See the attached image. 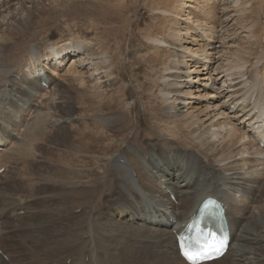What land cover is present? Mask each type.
<instances>
[{
    "label": "rangeland",
    "instance_id": "1",
    "mask_svg": "<svg viewBox=\"0 0 264 264\" xmlns=\"http://www.w3.org/2000/svg\"><path fill=\"white\" fill-rule=\"evenodd\" d=\"M8 1L9 9L4 5L0 21L10 15L9 11L10 13L13 11L15 17L6 18L3 25L5 28L0 26V35L4 39L20 40L18 49L9 51L14 58H20L32 66L28 54L30 48L35 49L36 53H34L38 56L43 55L51 44L61 45L71 42L76 49L74 52L79 56L75 62L79 64L73 62L76 65L69 68L71 70L67 72L68 75L66 68L70 60H65L57 70L44 69L48 72L47 76L53 78L54 85L51 86V91L54 93L52 92L51 99L43 109L39 111L32 109L27 122L24 123L35 125L32 131L34 141L33 136L29 135L30 140L33 141L30 150L32 152L24 157L27 148L22 144L15 146L12 155L15 159L10 158L11 168L0 178V202L4 201L0 208L4 210V203L9 199V187L14 189L16 196L13 197L18 202L16 204L18 206L12 205L17 208L14 210L15 215L9 214L5 217L4 211L0 215L3 229L2 237L0 236V251L10 258L11 264H70L71 261L73 263L75 261V264H88L91 262L89 254L92 251L88 248L89 245H93L94 250L99 249L97 252H101L100 263L111 252L115 256L116 264H131L124 263L123 256H119L116 260L118 250L124 246L114 242V236L121 234L125 229L126 231L131 229L121 224V220L119 221V218L126 219V214L117 216L119 206L115 208L112 205L115 201L112 198L118 196L119 192L117 182L126 183L128 189L125 187L121 189L123 195H126L123 201L127 202L130 200L129 192H134L129 177L132 174V178L137 182L141 175L136 166L139 165L138 161L145 160L154 179H164V175L168 174L167 171L160 168L159 170L163 171L160 175L161 172H156L153 166L161 164V160L165 159L177 166L186 150L183 147L190 146L187 141L190 138L182 136V132L177 133L179 135L177 137L173 128L167 132L163 127L166 125L162 113L164 95L170 91L169 96L175 97L176 91L181 89L177 86L181 83L177 74L186 71L182 66L184 62L181 61L185 60L186 66L190 64L187 69L191 71L190 76L182 75L189 77L183 79L189 86L185 87L190 88L194 93L187 99V102L191 100L192 104L186 107L194 106L192 112L198 113L197 115H201L210 107L212 100L207 96L211 97L215 92H224L216 103L226 104L224 102L226 96L231 95L233 88H227L229 81L224 79L229 72L240 73L239 67L236 70L230 69L238 56L228 53V44L225 42L246 47L248 45L246 35H248L252 39V44L246 48L244 57L250 56L247 59L255 62L250 70L251 77L256 78L261 75L264 68V0H221L212 6L216 13L222 15V18L224 16L225 21L217 22V16L207 21L210 25L209 29H212L215 23L220 25L214 34L207 32L209 36L218 34L216 38L220 42L218 46V41H215L212 48L217 47L211 51L213 57H218L216 62L211 61V64L215 62L213 67L218 68L211 77L212 79L215 74L214 77L218 76L217 79L214 78L217 81L214 84L215 92L203 89V84H208L207 87L212 84L210 80L207 83L201 80L189 82L190 78L196 76L194 69L200 64L195 66L191 58H184L176 51L180 48V43L184 42V38L186 39L184 35L186 31L199 28L194 22L197 9L193 8V5H196L193 0H41L43 2L36 1V5L30 4L27 10L19 7L20 4H16L18 2L15 0ZM188 11L190 15L187 14ZM6 23L8 24L5 25ZM90 38L92 39L88 42ZM154 38L158 41H167V45L162 46L154 41ZM199 41L197 45L192 46V49L202 44V39ZM187 46L190 47L191 44L187 43ZM89 49L92 53L88 51ZM69 51L70 49L68 56H71L72 51ZM106 61L109 63L106 64ZM246 64L248 65V62ZM180 66L182 70L177 71L175 68ZM166 67L174 68L166 70ZM242 70L246 71L245 68ZM70 72L72 75H69ZM202 73L198 75L199 79L204 76ZM239 73L234 75L237 76ZM250 85L253 86L252 82ZM250 85H246L247 89ZM42 86L47 88L48 84L42 83ZM7 88H11V85L8 84ZM247 89L245 98L252 93V90ZM198 93L201 94L197 95ZM209 93L211 94L208 95ZM30 95L33 97L32 94ZM17 96L19 93L14 95V98ZM254 96L255 94L252 95L251 100ZM5 98L7 102L8 98ZM42 110L47 112L45 117L41 116ZM228 110L229 107L225 109L226 112ZM118 111L125 113L127 117L118 121L114 117ZM48 115L55 119H68L67 125L51 126L45 122ZM71 118L74 120L72 121ZM113 118L116 120L114 121ZM20 132L18 135L23 138ZM260 146L262 147L263 143ZM167 151L171 152L169 156L164 155ZM114 154L125 156L129 162L131 161L132 167H114L115 163L111 157ZM1 159L3 158H0V164L5 162L4 160L1 162ZM188 176L183 173V177ZM181 179L182 177L179 179L180 182ZM129 189L131 190L128 191ZM174 197L175 195H171L170 199L176 206L177 199ZM247 197V200L252 198L249 194ZM29 201L32 207H37V210L30 209V205L25 206ZM133 205L139 212L141 211L138 203ZM189 212L190 210L187 211ZM250 219L246 213L241 221L248 223ZM9 228L11 232L5 234L4 231ZM109 228L112 230L109 231ZM61 232L63 235H59L62 234ZM89 233L96 236L94 242L88 238ZM43 234L46 236L44 237ZM64 234L76 240L75 245L73 244L74 248L70 246L69 249L61 241ZM47 245L49 248L46 247ZM127 247L128 254H131L133 252L130 250L131 245ZM228 252L227 257L219 264H233L232 259L230 260V249ZM144 253L149 260V254ZM106 262L108 263L107 260ZM0 263L8 264L1 260Z\"/></svg>",
    "mask_w": 264,
    "mask_h": 264
},
{
    "label": "bare ground",
    "instance_id": "2",
    "mask_svg": "<svg viewBox=\"0 0 264 264\" xmlns=\"http://www.w3.org/2000/svg\"><path fill=\"white\" fill-rule=\"evenodd\" d=\"M15 1L18 2L16 4L21 5H19V7L27 10L30 7V4L36 5L35 2H40L41 0ZM193 1L196 4L193 5V8L197 9L195 13L197 15L194 17V22L198 24L199 28L195 27L192 30H187L184 34L186 39L184 38V42L180 43V48H178L176 51L180 52L184 58H191L195 66L200 64V66H197V68L194 69L196 70V76L194 78H190L189 82L193 83L201 80L207 83L210 80L212 84L209 85V87H207L208 84H203V89L214 91L216 89L214 87V84L217 82L215 80L218 76L214 77L216 75L215 74L212 79L211 77L215 70L218 69L217 67V69L213 67V64L216 62V59L218 57H213V53L211 51L215 50L217 47L214 46V49L212 48L214 42L218 41V46H220V42L218 38H216V35L218 34L209 36V34L207 35V32H210V34H214V32L217 31L216 28H218L220 25L217 24V26L215 23L212 26V29H209L208 26L210 25L207 21H209L211 18H215L216 16L217 22H219L220 20L224 21V16L222 18V15H220L218 12L217 14L215 9L212 8L213 5L221 2V0ZM8 2V0H4L3 2L2 0H0V15L1 13L3 14V7L4 5L7 6ZM8 9L6 10V12L8 11ZM9 14V16L7 17H15L13 15V11L11 13L9 11ZM187 14L190 15V11H188ZM226 15L228 16V14ZM7 17H3L4 19L0 21L1 27H3ZM7 24L8 23H6L5 25ZM2 37L3 36L0 35V158H3L5 162L0 164V167H4L3 172L0 173V178L3 177L5 172L11 168L10 158L13 160L15 159L14 156H12L15 146L22 144L24 148H27V152L24 154V157H27L28 153L32 152L30 151L34 141V135L32 134V131L34 130L35 125L33 123L25 125L24 123L27 122L29 112L32 109L35 111H39L46 106L47 101L51 99V95L53 92L51 91V86L54 85L53 78L47 76L48 72L44 71V69L48 68L49 71L54 69L57 70L60 68V66L63 65L65 60H70V63L66 68V73H69V70H71L69 68H72V65L75 66L76 64H79L75 62L77 61L79 56L74 52V50L76 49L72 46L71 42L63 43L61 45H59L58 43L51 44L48 47V50L44 49L46 51L43 55L39 54L38 56H36L35 54V49L33 50L32 48H30L28 54L31 58L29 62L33 63V65L31 66V64H28L27 62L25 63L20 58H14L13 55L9 52L12 49H18L20 40L17 41L12 39H4ZM246 37L248 40L246 41L248 44L246 47H239L236 43L231 45L230 42H225V44H228V53H230L231 55L233 54L234 56H238L235 59V62L232 63L234 65H232L231 68L229 66V68L236 70L239 67L241 69L240 73L238 71H232L231 73L229 72L224 79L225 81H229V85L227 86V88H233L231 95L226 96V100L224 101L226 102V104L222 103L221 105H218L216 103L219 99L222 98L224 92L216 93L214 91V95L209 93L208 95L211 94V97L207 95L206 96L210 98V100H212L210 102V107L208 106L209 108L207 109L204 107L206 110L203 109L204 112L201 115H197L198 113L194 114L192 112L194 109L193 105V107L191 108L186 107L192 104L190 102L191 100L187 102V99L191 98L194 93L190 88L185 87L189 86L185 82V80H183L184 78L188 79V76H190L191 74V71H187L190 64L186 66L185 60L181 61V63L184 62L182 66L185 67L186 71L178 72V74H176L178 75V79L180 78V82L184 84H177V86L181 87V89L176 91L175 97L169 96L170 91H168L167 93H165L166 95H164L165 99L162 107V113L165 116L166 125L163 127L164 130H167V132H170V129L173 128L177 137L179 136L177 133L182 132V136L184 135L185 137L190 138V140H187L189 143L188 145L190 146L183 147L184 150H186L181 162H179L177 166L170 163V161H166V159L164 161L161 160V164L153 166V168L156 169V172H161L160 175H162L163 172L162 170H159L160 168L167 171L168 174L164 175V179H154L147 167V163L145 162V160L138 161L139 165L136 166L137 169L141 172V175L139 177V180L136 182V179L132 178V174L130 172L131 176L129 177V179L131 180V183L133 185L134 192H129L128 196L130 197V200H127V202H125V199V201H123V198H126V195H123L121 187H125L127 189L128 187L124 182H117L119 192L118 196L112 198V200H115L112 202V205L115 208H117V205L119 206V209L117 208V216L126 214V219L119 218V221L121 220V224L125 225V227H127L128 229L131 228V231H126L127 229H125V231H122L121 234H116V236H114L115 238L113 241L124 246L123 248L118 250L116 260L119 256H123L124 258H122V260H124V263L131 264L132 261L134 262V264H188L178 253L177 239L175 234L181 230L182 224L187 222L192 214L196 212L199 204L206 197L212 196L221 200L225 205L231 240L229 242L227 251L220 258L201 264H219L225 257H227V255L229 254V249L231 252L230 260L232 259L231 261L233 264H264V68L260 76H257L256 78L253 76L251 77L250 70L255 62H250L249 59H247L250 56H248L247 58L244 57L246 48L250 47V45L252 44V39H250L248 35H246ZM91 39L92 38H90L88 42ZM201 39L202 44L200 43L197 48L192 49V46L197 45L196 43L200 42L199 40ZM153 40L157 41L162 46H164V44L167 45V41H158L156 38H154ZM187 43L191 44V46L188 47ZM89 46L90 45H88V47ZM69 49L70 51H72L70 53L71 56H68ZM88 51L90 52V49ZM103 52L105 53V51ZM82 58L84 59V57H81V59ZM213 60L215 62L211 64V61ZM84 61L82 63H84ZM107 61L106 64L109 63H107ZM73 62H75L76 64H73ZM247 62L248 65L246 64ZM177 67L175 68L177 71H180V69L182 70L181 66L180 68ZM170 68L171 67H166V70ZM244 68L245 70L247 68L248 69L244 71L242 70ZM201 73L204 74V76L199 79L198 75H200ZM234 73L239 74L235 76ZM182 74H187L188 76ZM69 75H72L71 72ZM82 77L84 76L82 75ZM214 78L216 79L214 80ZM250 82H252V87L250 85ZM42 83L48 84V87H43ZM8 84L11 85V88H7ZM247 84L250 85V87L248 86L249 89H247L246 87ZM83 86L85 87L84 84ZM182 87L184 88L182 89ZM246 89L252 90V93L248 98H245L244 96ZM18 93L19 96L14 98V95L16 96ZM29 93L32 94L33 97ZM199 94L201 93H198L197 95ZM253 94H255V96L251 100ZM5 97L8 98L7 102ZM36 103H38V105ZM52 105H54V103H52ZM87 107L92 108L89 105H87ZM227 107H229V110L226 112L225 109H227ZM49 108L50 107H48V109ZM46 114L47 112H44V110H42L41 116L45 117ZM114 117L118 121H122L127 116L125 113L118 111L116 112ZM72 119L73 118H71V120ZM116 119L113 118L114 121ZM67 120L55 119L48 115L45 119V122H48V124H50L51 126H53L54 124L67 125ZM41 121H43V119H41ZM110 122H112V120ZM19 131H21L20 133L23 135V138H20L21 136L18 135ZM29 135L33 136V141L30 140ZM261 143H263L262 147L260 146ZM21 150H23V147H21ZM170 154L171 152L167 151L164 155L169 156ZM115 155L116 154L111 156L113 157V161L115 163L114 167H132L131 161L129 162L125 156H122L121 154L116 156ZM3 160L1 159V162ZM177 170L178 173H176ZM24 173H26V171ZM183 173L189 176L183 177ZM181 177L182 179L180 182L179 179ZM166 182H168V184H166ZM190 183H193V185H189ZM4 186L6 187V185ZM11 189L12 188L10 187L8 188L10 196H8L9 199L4 203V210L0 208V215H2L4 211L3 216L5 217L9 214L15 215L16 211L14 210L17 209L12 206L18 204V202H16L17 200H14V197L16 196L14 189H12L13 192H11ZM130 190L131 189H129L128 191ZM248 194L252 197L250 200H247ZM171 195H175L174 198L177 199L176 206L172 204V201L170 199ZM3 202L4 201L0 202V205L3 204ZM30 203V201L27 202L25 206L30 205ZM133 203L139 204L141 209L140 212L135 208ZM9 206L12 207L10 208ZM29 208H35L33 210H37V207H32V205H30ZM188 210H190L189 213H187ZM17 212H19V210H17ZM246 213L247 216L251 218L248 223L243 222V220L241 221L242 216L244 217ZM9 217L11 218V216ZM131 219H133V222H131ZM2 230L3 229L0 223V236L2 234ZM111 230L112 228L109 231ZM10 232V228L9 230L6 229L4 231L5 234H8ZM59 235H63V233ZM88 235V238L92 242H94L96 236L93 233H89ZM45 236L46 235H44V237ZM62 238L63 240L61 241H63V243H65V246L67 245L68 248L70 246H73L74 242L76 241L75 239H73V237L70 238V236L68 237V235L66 234H64ZM78 240L79 239H77V241ZM128 245H131L130 250L133 251L131 252V254H128ZM46 247L49 248L48 245ZM94 247L95 246L93 245H89L88 249L91 248L92 253L90 252L89 254V261L91 260V262L88 264H116V262L114 261L115 256H113L111 252L108 253V256L106 257L107 259L105 258V260L100 263L101 252H97L99 251V249H97V251L94 250ZM144 252L149 254V260L146 259L148 257H145ZM0 260L8 264L12 263L10 258L5 261L3 256H0ZM106 260L108 261V263L106 262ZM75 263V261L74 263L73 261L70 262V264Z\"/></svg>",
    "mask_w": 264,
    "mask_h": 264
},
{
    "label": "snow or ice",
    "instance_id": "3",
    "mask_svg": "<svg viewBox=\"0 0 264 264\" xmlns=\"http://www.w3.org/2000/svg\"><path fill=\"white\" fill-rule=\"evenodd\" d=\"M208 240L204 243L197 244V250L193 251L191 248L183 247V256L190 262V264H200L206 259H213L223 254L226 248V242L223 238H219L215 233H208Z\"/></svg>",
    "mask_w": 264,
    "mask_h": 264
}]
</instances>
